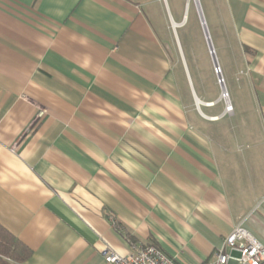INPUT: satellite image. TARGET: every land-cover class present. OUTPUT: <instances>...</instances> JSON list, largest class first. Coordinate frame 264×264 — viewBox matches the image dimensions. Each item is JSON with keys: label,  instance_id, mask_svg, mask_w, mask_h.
Masks as SVG:
<instances>
[{"label": "crops", "instance_id": "0c3cea01", "mask_svg": "<svg viewBox=\"0 0 264 264\" xmlns=\"http://www.w3.org/2000/svg\"><path fill=\"white\" fill-rule=\"evenodd\" d=\"M211 6L231 116L167 0H0V227L22 264L139 245L205 264L237 225L264 244V0Z\"/></svg>", "mask_w": 264, "mask_h": 264}, {"label": "built area", "instance_id": "2783aa9c", "mask_svg": "<svg viewBox=\"0 0 264 264\" xmlns=\"http://www.w3.org/2000/svg\"><path fill=\"white\" fill-rule=\"evenodd\" d=\"M228 97L226 91L221 92V98ZM225 113L232 114V106ZM228 108L231 111H226ZM42 112L38 114L41 117ZM105 264H178L152 245L133 246L125 255H119L110 248L102 250ZM205 264H264V244L259 242L247 229L237 225L225 237L223 247L215 254L213 261Z\"/></svg>", "mask_w": 264, "mask_h": 264}, {"label": "rangeland", "instance_id": "374dc122", "mask_svg": "<svg viewBox=\"0 0 264 264\" xmlns=\"http://www.w3.org/2000/svg\"><path fill=\"white\" fill-rule=\"evenodd\" d=\"M211 1V2H210ZM198 2H199V6H200V11H201V15H204V18L207 23V27L209 29L210 35H211V39L213 40L215 46H216V51H217V55H219V46L216 42V38L212 35V29H213V24H214V18H213V13H212V9L213 7L211 6V3L213 2V0H167V7L169 8L172 17L174 18L175 21L177 22H181V20L183 19V17L185 16V25L179 29H177V34H178V38L183 50V54L186 56V50H185V37H193L194 39V43L197 44L195 47H198V50L200 49L201 44H203L204 46H206V42H205V38H204V34H203V30L199 21V17L197 14L196 9L198 10ZM162 5V17L164 16V24L162 26V32L163 35L165 34V36H167L172 42L174 41V36L172 34V30H171V26H170V19L167 17L166 11L164 9L163 3H161ZM152 17H153V21L156 27H159L160 23H161V19H160V15L158 14V12L155 10V8H152ZM203 12V14H202ZM169 13V12H168ZM187 17V19H186ZM214 33V31H213ZM197 39V40H195ZM179 50L176 49V52H178ZM177 60L180 66H182V55L181 53H177ZM202 68V66H201ZM215 72V71H214ZM216 88H219V84L218 81L216 79ZM229 98L231 99V94H229ZM222 103H224V101L222 100ZM227 116H231V113H225Z\"/></svg>", "mask_w": 264, "mask_h": 264}, {"label": "trees", "instance_id": "16d2710c", "mask_svg": "<svg viewBox=\"0 0 264 264\" xmlns=\"http://www.w3.org/2000/svg\"><path fill=\"white\" fill-rule=\"evenodd\" d=\"M31 252L0 227V264H22Z\"/></svg>", "mask_w": 264, "mask_h": 264}, {"label": "water", "instance_id": "95a60500", "mask_svg": "<svg viewBox=\"0 0 264 264\" xmlns=\"http://www.w3.org/2000/svg\"><path fill=\"white\" fill-rule=\"evenodd\" d=\"M165 6H166V3H165ZM169 19H170V18H169ZM174 32H175V31H174ZM203 33H204V37H205L206 43H207V45H208L209 54H210L211 59H212L213 68H214V70H215V74H216V78H217L218 84H221V82H222V78H221V74H220V72H219V66H218V64H217V60H216V58H215V54H214L213 48H212V46H211V42L208 41V39H209V35H208L207 28H206V30L203 29ZM206 36L208 37V39H206V38H207ZM219 87H220L221 92H224V91H225V87H224L223 84L220 85Z\"/></svg>", "mask_w": 264, "mask_h": 264}, {"label": "bare ground", "instance_id": "6f19581e", "mask_svg": "<svg viewBox=\"0 0 264 264\" xmlns=\"http://www.w3.org/2000/svg\"><path fill=\"white\" fill-rule=\"evenodd\" d=\"M200 21H201V24H202V26H204V22H203V18H202V15L200 14ZM173 26V25H172ZM215 71V70H214ZM223 83L221 82V84H219V86L220 85H222ZM222 99V98H221ZM223 100V99H222ZM223 101H225L226 103H227V107H229L230 106V103H229V99H228V97H225L224 98V100ZM226 111H231V109L230 108H228V110H226Z\"/></svg>", "mask_w": 264, "mask_h": 264}]
</instances>
